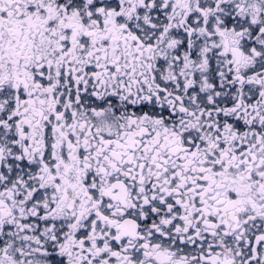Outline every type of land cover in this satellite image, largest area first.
Here are the masks:
<instances>
[{
  "label": "snow or ice",
  "instance_id": "obj_1",
  "mask_svg": "<svg viewBox=\"0 0 264 264\" xmlns=\"http://www.w3.org/2000/svg\"><path fill=\"white\" fill-rule=\"evenodd\" d=\"M0 264H264V0H0Z\"/></svg>",
  "mask_w": 264,
  "mask_h": 264
}]
</instances>
